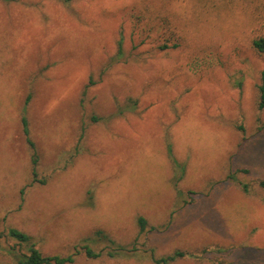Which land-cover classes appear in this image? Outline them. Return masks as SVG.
I'll use <instances>...</instances> for the list:
<instances>
[{"label": "rangeland", "instance_id": "374dc122", "mask_svg": "<svg viewBox=\"0 0 264 264\" xmlns=\"http://www.w3.org/2000/svg\"><path fill=\"white\" fill-rule=\"evenodd\" d=\"M257 38L264 0H0V264H264Z\"/></svg>", "mask_w": 264, "mask_h": 264}, {"label": "trees", "instance_id": "16d2710c", "mask_svg": "<svg viewBox=\"0 0 264 264\" xmlns=\"http://www.w3.org/2000/svg\"><path fill=\"white\" fill-rule=\"evenodd\" d=\"M3 1H9V0H3ZM121 44H122V40H119V48H118V53H121ZM252 45L253 47L259 52V53H264V38H257L254 39L252 41ZM258 92H259V103H258V108L262 109L264 107V83H262L259 87H258ZM30 100V96H27V98L25 99V105H27V103ZM21 125H22V132L26 138V142L28 143L30 149H31V166H32V178L33 181L36 177V166H37V153L35 151V147L33 142L30 140L29 138V128H28V122L27 119L25 117V115L23 114L21 116ZM259 185L261 187H264V181H261L259 183ZM244 191H246V189H244ZM137 225L139 228V235L142 234L146 228H147V222L144 218L139 217L137 219ZM9 234L11 237H13L14 239H16L18 242L21 243H29L31 244V238L18 231L15 229H12L9 231ZM95 235L97 236L98 239H102V240H106L108 242V244L110 245V249L107 251L106 255L110 258H112L114 255L116 256H120V254L123 253H130L133 252V250L131 251H126L125 247L116 243L115 241H113L112 239H110L107 235H105L103 232H96ZM85 241V240H84ZM82 250L84 253V256L86 258L89 259H98L102 256V252H97L95 250H92L91 248H89L88 244H84L82 246ZM77 255V251L75 253H72L70 255L67 256H58V255H54V256H43L41 254V252L36 249L34 247V245L32 244V246H30L28 248V253H19L17 256V264H71L74 262L75 257ZM186 256V254L182 251H175L170 255H167L165 257H161V258H156L154 256L151 257L152 262L154 264H170L171 262L177 260V259H181L184 258Z\"/></svg>", "mask_w": 264, "mask_h": 264}]
</instances>
